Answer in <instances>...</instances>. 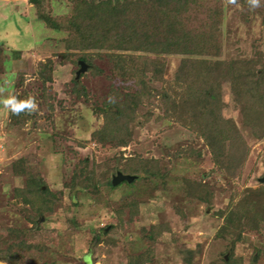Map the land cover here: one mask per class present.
<instances>
[{
  "label": "trees",
  "instance_id": "16d2710c",
  "mask_svg": "<svg viewBox=\"0 0 264 264\" xmlns=\"http://www.w3.org/2000/svg\"><path fill=\"white\" fill-rule=\"evenodd\" d=\"M28 1L47 27L64 31L63 57L73 56L72 60L85 62L86 69L92 73L102 72L93 57L105 61L107 66V90H102L89 106L99 122L88 137L76 139V143L84 147L93 142L96 150L112 154L97 160L94 154L83 155L72 147L68 153L62 152L57 172L68 165V173L61 174V187L71 192L72 206L79 205L76 198L84 194L93 207H108L109 193L123 182L132 187L136 180L146 178L164 184L168 171L159 169L157 158L144 157L134 151L124 157L119 149L130 142L135 125L149 121L179 123L201 140L213 170L227 177L235 174L248 153L241 129L245 128L254 139L264 137V123L260 120L264 112V57L220 58V24L225 6L237 5L248 16L258 17L264 23V0L255 8L250 7L248 0H67L69 10L63 14H52L50 4L44 0ZM14 54L19 55V51ZM171 56L177 58V63L168 74L167 61ZM52 66L49 59L40 62L38 76L41 80L13 95L17 99L31 96L35 103V94L45 97V84L52 79ZM70 80L71 91L87 98L83 85L79 86L75 78ZM223 85L228 87L230 99L238 110L240 125L232 117L222 115L226 103ZM48 109L52 112L51 104ZM36 112V109L16 114L10 111V122L21 125L32 120L35 126ZM42 135L51 137L44 131ZM171 155L191 158L200 157L201 152L200 148L187 145L177 146ZM8 167L21 181L12 188V203L29 224L7 223L1 227L0 261L4 264H55L48 255L50 244L56 240L50 229L39 225L36 219L53 213L54 205L62 200V189H50L39 169L24 156L10 160ZM116 171L135 177L113 184L111 177ZM177 182L186 199L205 206L214 202L215 181L213 184L206 181L203 174L199 178L182 176ZM139 204L130 190L119 197L113 207L115 224L93 232L90 243L94 247L100 243L116 244L111 233L130 222V217L138 213ZM126 212L128 219H124ZM217 214L222 217V223L214 238L221 239L224 246L218 251V258L207 264H257L259 248L253 251L256 259L250 255L247 261L234 251L235 243L242 239L245 231L264 232V183L243 188L238 197L231 193ZM68 219L76 225L73 216ZM156 230L169 232L171 229L167 223L151 224L148 230L140 232V239L147 242L145 246L127 253L122 264H149L155 256L157 241L153 233ZM185 245L179 246V257L183 264H191L189 259L194 249Z\"/></svg>",
  "mask_w": 264,
  "mask_h": 264
},
{
  "label": "rangeland",
  "instance_id": "374dc122",
  "mask_svg": "<svg viewBox=\"0 0 264 264\" xmlns=\"http://www.w3.org/2000/svg\"><path fill=\"white\" fill-rule=\"evenodd\" d=\"M44 1L50 4L52 14H63L69 10L67 0ZM220 30V58L264 57V23L258 17H250L239 6L227 4ZM64 36V31L47 27L28 0H0V99L38 83L41 80L38 76L40 62L49 59L53 64L52 79L45 84V97L35 94V126H32V120L21 125L11 123L10 110L0 104V229L7 223L29 224L16 212L12 203V188L21 181L13 176L8 167L10 160L17 156L26 157L39 169L48 187L59 190L62 189L61 174L66 175L69 169L67 165L57 172L63 151L68 153L72 147L83 155L94 154L97 160L112 154L96 150L93 142L84 147L77 146L76 139L88 137L89 131L99 122L89 106L107 90L109 81L105 77L106 62L93 57V62L102 72L97 74L86 69L80 73L77 84L83 85L87 98L76 96L71 91L70 79L75 78L78 59L74 61L73 56H62ZM17 50L19 55L14 54ZM176 63L175 56L168 58V74L174 70ZM222 91L226 102L222 115L232 117L240 125V115L230 99L228 87L223 85ZM28 93L32 94L31 90ZM48 104L52 105V112H49ZM47 114L49 117H46ZM260 120L264 123V112ZM43 131L51 137L42 135ZM241 132L248 144V153L235 169V174L227 177L213 170L201 140L179 123L149 121L141 126L135 125L130 142L119 148L123 156H130L134 151L144 157L157 158L159 169L168 171L167 180L161 184L159 180L140 178L132 187L129 186L131 189L125 182L119 183L109 193L108 207H93L84 194L76 198L79 205L72 206L71 192L63 188L62 200L54 205L53 213L47 218L43 216L40 219V215L36 219L39 225L50 229L56 240L50 244L49 259L55 264H122L127 253L139 251L145 246L147 242L140 239V232L148 230L153 223H167L171 230H156L153 233L157 243L155 256L149 264H183L179 257L181 244L194 249L189 259L191 264H207L218 258V251L224 244L221 239L214 238L218 225L222 223L217 211L225 206L231 193L238 197L243 188L264 183L259 180L264 175V137L254 139L245 128ZM187 145L200 148V157L175 158L171 155L177 146ZM216 172L220 174L216 175ZM201 174L206 181L212 184L215 181L214 202L209 206L186 199L177 182V178L182 176L199 178ZM129 190L140 201L138 213L130 217L124 228L118 226L111 233L116 244L108 246L100 243L94 247L90 243L92 233L99 232L100 227L105 225L115 224L113 207L119 197ZM72 216L76 220L75 226L68 219ZM124 219H128L127 212ZM256 247L260 249L257 264H264V232L245 231L242 239L235 243L234 254L242 255L243 261H247L250 255L256 259L253 252ZM228 253L227 250L224 256ZM0 264L4 262L0 261Z\"/></svg>",
  "mask_w": 264,
  "mask_h": 264
},
{
  "label": "clouds",
  "instance_id": "9594fccd",
  "mask_svg": "<svg viewBox=\"0 0 264 264\" xmlns=\"http://www.w3.org/2000/svg\"><path fill=\"white\" fill-rule=\"evenodd\" d=\"M262 0H248L251 8L258 7ZM0 104L9 109L13 114L19 113L21 110H34L36 103L33 97L29 96L25 99H17L16 96L10 95L6 98L0 99Z\"/></svg>",
  "mask_w": 264,
  "mask_h": 264
},
{
  "label": "water",
  "instance_id": "95a60500",
  "mask_svg": "<svg viewBox=\"0 0 264 264\" xmlns=\"http://www.w3.org/2000/svg\"><path fill=\"white\" fill-rule=\"evenodd\" d=\"M78 63H79V67L75 72V79H77L79 77V74L84 72L88 66L85 62H83L81 60H79ZM134 177H135V175L123 173L121 171H116L112 175L111 180H112L113 184H116L121 180L131 181ZM259 180L264 181V175ZM40 219H43V216H41ZM225 257H226V255H225Z\"/></svg>",
  "mask_w": 264,
  "mask_h": 264
}]
</instances>
